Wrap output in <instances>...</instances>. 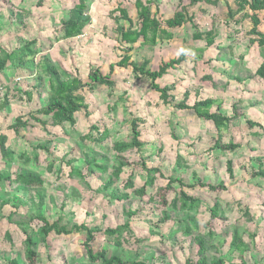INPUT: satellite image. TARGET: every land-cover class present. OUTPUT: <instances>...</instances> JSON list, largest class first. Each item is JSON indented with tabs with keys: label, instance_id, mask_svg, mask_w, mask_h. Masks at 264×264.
I'll list each match as a JSON object with an SVG mask.
<instances>
[{
	"label": "rangeland",
	"instance_id": "rangeland-1",
	"mask_svg": "<svg viewBox=\"0 0 264 264\" xmlns=\"http://www.w3.org/2000/svg\"><path fill=\"white\" fill-rule=\"evenodd\" d=\"M62 2L64 5L66 4L65 6H71L73 3L70 0H62ZM63 3L61 4L60 0H0V31L3 32L1 34H4L5 30L9 32L14 30L11 32L16 34L14 40L7 44L10 47H17L30 38L37 39L40 41L39 51L42 54L48 55L67 71L71 73L78 72V75L85 79L86 61H89V58L86 60L84 56L85 51L79 48L80 55L67 53V57L63 54L60 55L57 48L54 47V44H56L55 31L60 26V18L66 17V8L62 6ZM189 3L190 0H182L184 5ZM14 4H18L16 6L21 8L32 9L34 12V15H30L23 20L25 23L24 28L26 29L19 35H17L19 33L17 29L20 25L16 22L15 16H13V12L16 11ZM198 5L190 6V12L196 13L193 16L195 22L202 30H208L216 23L219 31L214 47L207 49L204 55L205 59H213L219 54H225L222 63H216V60L213 59L212 61L211 59L209 65L220 71L218 81L222 80L221 82H224L227 79L226 75L231 76L230 79L232 81L233 76L236 74L246 79L248 71L244 69L251 70L256 68L261 59L257 46L248 47L246 31L250 27V21L245 19L239 24L230 23L229 25H223L227 19L228 5L235 8V0H220L217 6L203 3V8H206L203 11L199 8L201 5ZM44 6L47 9H44ZM126 7L128 8L129 5L127 4ZM130 9L132 8L130 7ZM102 15L106 16L105 12ZM107 15H109V12ZM41 19L46 20L43 23L44 27H41V24L40 26L36 24V21ZM7 25L9 27H6ZM262 29H264V24ZM173 32L174 38L177 41H183L185 46H187L186 41L191 39L193 28L188 24L182 30L178 28L175 31L173 30ZM105 36L107 37V34ZM110 36L115 39L114 34L111 35L110 33ZM81 41L84 40L80 39V43ZM50 43H52V47H50ZM78 43L77 41L73 44L74 48ZM229 45L234 48L231 53L226 49ZM218 47L221 52H219ZM189 48L193 49L195 47L192 45ZM105 49L107 47H101L100 60L102 61L100 64L99 62H94V64L100 66L103 74L108 73L109 65L117 62L120 59V54H122L121 51H112L110 48L109 51H106ZM182 49L186 48H170L166 58L176 57ZM48 50L50 51L48 52ZM202 51V49H198L196 53L194 50L188 52L190 53L189 65H184V72L178 71L177 75L183 73L185 77L192 76L194 78L190 68L192 60L194 61L191 55L193 57L195 53L194 58L201 59L199 55H203ZM237 54H244V57L246 56L247 58L246 61H239L236 57ZM148 56L150 58L151 56L154 57L151 68L156 69L160 63V58L153 54V49L145 50L144 48L140 52L133 53V57L137 62H141V59L148 58ZM166 58L161 57V59L165 60ZM33 66V62H28L25 68L26 70L29 68L30 72L24 70L14 71L15 74L13 76L15 79H7V82L4 83L14 98L6 109L0 111V133H5L8 136L7 143L14 150V154L38 155V166H36L34 160H32L30 166L36 167L44 178L48 208L46 216L51 222L61 216L66 223H86L91 227L98 226L102 228L103 226L114 227L125 219L122 215V202L112 201V205H109V192L95 195L88 191L79 178L69 175L70 166L59 161L64 156L66 159L79 158L82 160L83 154H96L99 157L101 154H107L108 165H111L114 155L111 148L112 142L118 139H126L130 134L132 116H139L143 120L140 131L142 134L141 141L144 144L140 154L146 158L148 166H162L166 176L174 173V170H177L178 174L176 172L175 174L179 175L176 162L178 163L179 161L178 164L180 165L185 163H183V160L176 159L175 156L176 153H183V143L181 141L184 138L183 136L188 137V134H195V130L199 129V125L207 130L209 126L212 127L213 125L211 122L198 123L199 119L196 118L192 111H177L170 106L162 105L158 101V94L150 90V84L147 79L136 80L132 77L130 68L115 67L116 72L112 75V80L115 81L113 88L99 86L94 91L85 88L82 92L85 101L90 104L89 110L92 115L84 117L82 112L77 113L75 126L64 124L62 127H53L31 122L33 124L32 127L21 129L19 134H15L8 128L14 123L15 118L17 116H26L28 112L45 106L47 102L48 83L43 79L41 80V86L38 89L34 88V86L37 87L39 75L33 72ZM205 66H207L206 62ZM197 69L200 70V66H197ZM238 71L240 74H238ZM174 75H176V72L171 76L164 77L163 83L169 82L171 85L174 81ZM3 80L4 77L1 81ZM174 82L177 81L175 80ZM228 84H230L229 81ZM230 85L228 87L225 85L223 88L231 89ZM224 89L219 87L221 92L225 91ZM17 90H25V94L21 93L23 95L22 101ZM3 92H0V98L4 94ZM27 93L32 94V100L29 103H27ZM37 93L40 95L37 96ZM35 97L37 99L33 100ZM40 118L47 119L44 116H40ZM181 121L187 123L190 127H185L184 125L183 127H178L176 124L174 126L173 123H181ZM96 122L99 123L101 129L108 128L110 131V137L102 143L101 147L98 144L81 139L88 132L89 126ZM172 129L181 141V144L177 145V147H173L172 144L174 140L171 136ZM39 146L44 148L39 149ZM17 155L14 163L8 165L0 158L1 173H15L16 170L20 169L21 161L17 159ZM226 156L225 154H217L216 156L213 155L212 159L204 160L202 158L199 166L193 165L191 168H187V165H184L180 167L186 170V174L183 175L185 182L193 183L199 179L193 176V170L205 182L217 184L224 181L227 186V190L222 192L210 191L207 187L202 188L199 185L189 189V194L202 200L199 209L193 210L191 213L196 215L201 233L205 234L206 229H204L203 225L210 220V208L216 200L222 202L219 217L212 224L214 237L213 239L206 238V255L209 261L217 260L222 256L225 260L224 264H264V218L261 221L255 217L251 218L252 220L248 217H240L239 210L235 206L237 201L231 204L228 203V201L230 202L236 198V193L239 196H243L246 192L235 188L233 190V187H229L230 181L226 171L228 158ZM52 158L59 161H55L54 170L61 169V172H48L46 170V166L50 162L49 159ZM128 158L133 161L138 158V155L129 154ZM82 162L84 163L83 160L78 161L73 166L80 168L83 166ZM129 173L130 170L128 169L127 173L118 181L119 190L122 188ZM138 175L139 172H135L136 187L143 182L142 177ZM102 179L100 174L87 178L92 191L101 188ZM166 182V179L159 177L154 188L148 189L146 196L141 199L133 193L131 194V190L127 191L130 192L131 196L125 202V205L132 209L138 208L139 213L130 221L132 234H125L126 243L123 245V250H121L124 259L144 260L148 264H186L187 260L197 259L193 236H184L182 229L173 220L165 223L160 221L162 208L155 198L154 192L157 187L165 185ZM259 183L262 185L264 180L260 179ZM257 199L255 198V200ZM2 201H7V203L2 206ZM35 201V193L31 189L22 188L18 185L10 186L8 183L0 184V264H8L5 256L13 257L23 252L24 234L17 225L8 222L7 216L10 213L26 215L28 212H32L31 206ZM242 209L249 208L243 206ZM104 214H106V218H104ZM178 215L180 214L178 213ZM15 218L17 219V217ZM32 226L36 228L37 221L33 222ZM7 233L10 234L11 241L7 240ZM234 234L239 238H244L249 245L250 251H245L243 255L245 263H242L243 259L240 255V249L231 243ZM253 234L256 238L252 242L250 238ZM33 235L39 252L37 264H88L82 249L83 234L59 236L51 233L48 237L47 246L40 242L35 233ZM252 244L255 247L252 248ZM95 246L98 248L107 247L110 251H115L114 247L110 243L108 244L103 237L97 239Z\"/></svg>",
	"mask_w": 264,
	"mask_h": 264
},
{
	"label": "trees",
	"instance_id": "trees-1",
	"mask_svg": "<svg viewBox=\"0 0 264 264\" xmlns=\"http://www.w3.org/2000/svg\"><path fill=\"white\" fill-rule=\"evenodd\" d=\"M94 0H73V3L68 9L66 17L60 20V26L56 29L55 41H66L73 40L82 34L85 28L90 25L91 18L89 11ZM211 6H217L220 0H190L189 4H182L180 0L176 11L172 17L165 19L161 13H159V7L155 12L152 11L151 6L152 0L143 1L135 0L134 7L136 11L135 22L130 18L127 8L122 7V4H118L115 8L109 11V17L116 24V28L113 30L115 35L114 50L121 51L120 59L109 65V71L106 74L101 72V68L97 64H88L85 68V79H82L78 72L71 73L64 69L59 63L53 61L48 55H40V51L36 48L38 40L31 38L25 40L22 44L14 48H6L2 45L0 35V76L7 70L9 66L15 67V71L25 70L30 72L28 68L26 70L25 65L28 62L34 63L33 71H36L38 76L37 87L41 86V80H46L48 83L47 102L45 106L38 107L34 111L28 112L26 116H17L13 124L8 128L11 129L15 134H19L21 129L32 127L31 122L39 123L43 126L62 127L64 124L75 126L77 123L76 114L82 112L84 117L92 115L89 110L90 104L87 103L82 96V92L85 88L90 91L96 90L99 86H106L113 88L115 81L112 80L115 67L130 68L131 75L136 80L147 79L150 84V90L156 92L159 95L161 103L165 106H172L177 111H193L195 116L203 121L211 122L213 124L215 132H217L218 138L212 145L209 151L219 150L221 153L235 152L239 148V144L233 141L224 142L222 131L229 130L231 123L241 117H244V111L238 109L236 105L233 106V115L229 116L222 111V101L207 97H197L195 102L190 105L187 103L190 93L186 91L181 100L177 101L173 95L174 84L161 85V80L172 70L183 69L184 65H189L190 57L187 55V51L182 50L176 57H173L167 61H162L156 69L151 68L150 60L144 58L141 62H137L133 58V53L136 46L139 47L148 45L156 46L158 40L171 39L173 38V32L178 28H184L190 24L193 28L192 41H203L204 46L202 53L214 47L216 39L219 35L217 24L214 23L208 30H202L200 26L195 22L194 15L196 13L190 12V6H200L199 8L205 10L202 4ZM16 11L13 12L16 22L20 25L17 29L19 33L23 32L25 23L24 19L31 15V11L25 8L16 6ZM236 7L228 5L227 19L223 25H229L230 23L239 24L245 19L250 21V27L246 31L248 47L259 48V54L261 56L260 63L254 69H244L250 73L248 77H256L258 80L264 82V0H235ZM13 9V8H12ZM118 13V14H117ZM213 15V14H211ZM263 15V16H261ZM124 19L129 23L126 27L120 23V20ZM104 34V33H103ZM109 34V33H105ZM96 39L99 36L98 32L94 33ZM113 35V34H111ZM141 40V42H140ZM66 43L67 49L69 50L71 45ZM77 42V41H76ZM74 44V43H73ZM52 43H50V47ZM69 46V47H68ZM230 53L233 52L234 48L230 45L227 48ZM198 49L196 48V51ZM221 52V49H219ZM101 53V51H100ZM99 53V54H100ZM40 55V56H39ZM39 56V57H38ZM225 54H219L217 58L224 57ZM231 57V56H230ZM239 61L244 60V54H237ZM135 59V60H134ZM211 60V59H210ZM23 65V67H20ZM206 65H210V61L206 62ZM198 62L192 60V66L190 67L193 72V77L196 78L197 82L201 84L208 83L215 86L216 81L211 76L210 72L203 74L198 71ZM188 67V66H186ZM33 73V72H32ZM226 78L230 81L231 76ZM234 81L243 82L246 80L241 76H233ZM4 94L0 98V111L6 109L11 100L14 98L10 94L7 86L1 84ZM6 89V90H5ZM22 101L25 90H17ZM25 94V93H24ZM27 103L31 102V93H27ZM40 94L37 93V96ZM37 99L36 97L33 98ZM214 108V109H213ZM40 116H44L47 119H42ZM142 119L139 116H132L130 120V134L126 139H118L112 142L113 159L111 165H108L107 154H101L100 157L96 154H83L82 162L83 166L76 168L73 166L78 161H82L79 158H64L59 161L67 166H70L69 175L75 176L83 182V185L95 195H101L102 193L109 192L108 200L109 205H112V201L122 202V215L125 218L124 221L116 226H98L91 227L86 223L64 222V219L59 216L53 222H51L46 216L47 204H46V193L44 188V178L37 170L36 167L30 166L32 160H34L36 166L39 164V157L37 154H14V150L8 146V136L5 133H0V158L8 164H13L17 159H20L21 165H19L16 172H0V184L8 183L10 186L18 185L19 187L31 189L35 193V203L31 206V211L26 215H17L16 213H10L7 218L8 222L17 225L22 233L24 234L23 240V252L18 253L16 256L7 257L8 264H37L39 252L38 245L34 237V233L39 238L40 242L47 246L48 237L51 233L56 235L70 236L74 234H83L84 239L82 241V249L84 256L87 259L88 264H148L144 260H129L124 259L121 250L123 245L126 243L125 234H132L131 219L138 215L139 209H132L125 205V202L129 200L133 193L139 199L144 198L147 194L148 189L154 188L159 177L166 179V184L159 186L155 189V198L157 199L160 207L162 208L160 219L161 223L167 221H174L182 229L184 236H193L195 242V252L198 256L195 260H187L186 264H224L225 260L220 256L217 260L209 261L206 255L207 246L206 238L213 239L214 228H212L213 221L219 217V213L222 209L221 204L216 200L213 206L210 208V220L203 225L206 229V233H201L199 221L195 214L191 212L199 209L202 200L198 197H194L189 194L188 190L196 186L207 187L210 191L222 192L227 190V186L224 181L217 184L205 182L202 178H199L196 182L188 183L185 182L184 174H178L177 170L174 173L166 176L165 170L162 166H148V161L144 158L141 153L143 142L141 141L140 126L142 125ZM246 123L249 127H257L258 130H264L263 125L247 119ZM257 134V133H256ZM259 134V133H258ZM257 134V135H258ZM172 138L177 142V145L181 144L180 139L176 136L173 129L171 132ZM110 137V131L108 128L101 129L98 122L89 126L88 132L84 134L81 139L88 140L93 144H98L100 147L102 143ZM44 148L43 146H39ZM47 150V148H46ZM136 154L138 158L131 161L128 155ZM49 156L52 157L51 154ZM33 157V159H32ZM179 160H183L186 164L182 154H177ZM50 162L46 166L48 172H61V169H55L54 158L49 159ZM179 163V161H178ZM177 163V168L180 169L182 165ZM261 168L257 172L252 173V177H260L264 179V169ZM122 188L119 190L117 183L121 177L127 173ZM226 171L231 181L235 179L233 161L227 159ZM135 172H139L138 176H141L143 182L141 185L136 187L135 183ZM176 172V174H175ZM100 174L102 176L101 188L96 191H92L91 185L87 180L88 177ZM176 175V176H175ZM131 190L130 192H127ZM7 203L2 201V206ZM65 207L64 205H62ZM110 207V206H109ZM178 213L180 215H178ZM251 216V215H250ZM17 217V219L15 218ZM104 214V218H106ZM37 221V227L32 226L33 222ZM102 235V236H100ZM251 236V235H249ZM7 240L11 241L9 233L6 235ZM99 237H103L107 240V243L111 244L115 251H110L107 247H96L95 243ZM253 234L250 240H255ZM231 243L240 249V255L243 259L245 251H249V245L245 242L244 238L233 235ZM245 263L244 259L243 262ZM233 264V263H232Z\"/></svg>",
	"mask_w": 264,
	"mask_h": 264
},
{
	"label": "crops",
	"instance_id": "crops-1",
	"mask_svg": "<svg viewBox=\"0 0 264 264\" xmlns=\"http://www.w3.org/2000/svg\"><path fill=\"white\" fill-rule=\"evenodd\" d=\"M70 1L73 2V0H70ZM134 1L135 0H94L92 5H91L90 11H89L91 23H90V25H88L85 28V30L82 32V34L79 35V36H82V35L85 36L83 39H81L84 41H81V43H80V39H78L79 37H75L73 40H66V41H59V42L55 41L56 44H54V47L57 48V51L60 55L63 54V55H66L67 57H68V54L80 55V53H79V48H80V49L85 51L84 56H85L86 60H88V58H89V61H86L87 62L86 65L94 64V62H99V64H100V62L102 61V60H100V54H99L101 51V47H103V46H104V48L107 47V49H105L106 51H109V48L112 51H115L113 47H114V45H116L114 38L110 36V33L114 34L113 30L116 28V24L109 17V15H107V13L111 9L118 6V4H122V7H124V8H127L126 5L128 4L129 7L127 9L129 12V16L135 22L136 11H135V7H134ZM143 1H148V0H143ZM152 1H153V4L151 6L152 11L155 12L157 10V6H158L159 7V13L163 14V17L165 19L172 17V15L174 14V12L177 8L176 6L180 2V0H152ZM60 3L61 4L63 3L62 0H60ZM65 5L63 3L62 6L66 8L65 15H67L70 5L69 6H65ZM62 6H60V7L62 8ZM130 7L132 9H130ZM172 8H174L175 10ZM44 9H47L46 6H44ZM28 10H30L32 12L31 15H34V12L32 9H28ZM104 12H105L106 16L102 15V13H104ZM60 20H61V18H60ZM44 22H46V20L41 19V20H37L36 24H38L39 26L41 24L42 25L41 27H44V25H43ZM120 23L122 25H125L126 27L129 25V23L127 21H125L124 19L120 20ZM6 27H9V26L7 25ZM182 29L183 28H181V30ZM5 31L6 32H4V34H1L3 32L0 31L2 45L6 48L16 47V46L10 47L9 45H7L12 40H14V37L16 34L11 33L14 30H11V32H9L8 30H5ZM171 31L173 32V30H171ZM95 32H98V34H99V36H97L98 39H96V37L94 35ZM106 32H109V34H107V37L105 36ZM19 34L20 33H18L17 35H19ZM173 36H174V32H173ZM70 41H72L69 44V45H71V47L68 50L66 43L68 44ZM76 41H78L79 43L74 48L73 43H75ZM39 42L40 41H38V43L36 44L38 46L37 47L38 49L40 46ZM140 42H141V40H140ZM186 42H187L188 47L185 46L183 41H177L173 37L171 39L158 40L156 46L145 45V46L139 47V45H138V46H136V49L134 52H138V51L140 52L144 48H145V50L153 49V54H156L157 56H159L160 63H161L162 60H164V61L169 60L166 58V56L169 53V49L172 47H185L186 49H182V50H185L187 52L194 50L196 53V48L199 49V48H202L204 46V42L200 41V40L193 42L192 39H190ZM192 45L195 48L190 49L189 47H191ZM49 51L50 50H48V52ZM205 52H206V50L203 52V55H199L201 59H195L194 58L195 53H194L193 57L191 55V58L195 59V61L198 62L199 66L201 68L198 71H201L203 74L210 72L211 76L216 81L215 86H212L208 83L201 84L200 82L196 81L195 77L194 78H192V76L185 77L183 75V73H181L180 75H177L178 71L184 72L183 69L172 70L169 72V74L165 75L164 77L171 76L176 72V75H174V81L176 80L177 82L173 81L171 84H174V86H175L174 91H173V95L175 96L177 101L181 100L184 96V93L186 91H188L190 93V96H189L187 103L190 105H192L195 102L197 97H199V98L211 97V98H215V99L222 101V111L226 115H229V116L233 115V106L234 105H236L238 109H242L244 111V117H241V118L234 120L231 123L229 130L222 131V134L224 135V137H223L224 142L233 141L234 143L239 144L240 146L235 152L230 153L231 155H229L227 153H221L217 149L209 151L210 148L212 147V145L214 144V142L216 141V139L218 138L217 132H215L213 125H212V127L209 126L208 130L205 127L199 125V129L195 130V134H193V135L188 134V137L183 136L184 138L183 139L181 138L182 139L181 141L183 143V153H180V154L183 155V158L186 162V164H183L182 167L184 165H187V168H191L193 165L199 166L202 158L204 160L205 159H212L213 155H215V156L217 154L227 155L226 157L228 159H232V161H233V169H234V176H235V179L233 181H231L228 177V180L230 181L229 187H233V190L235 188V189L243 190L246 192L243 196H241V195L239 196V194L236 193V198L230 202L228 201V203L231 204V203H234L235 201H237L235 206L239 210V216L240 217L241 216H243V218L248 217L249 219L255 217V218H257V220H261L264 218V183L262 185H260L259 180L260 179L264 180V179L260 178V177H252V173L259 171L261 168V165H263L262 169H264V130H258L257 127H253V128L249 127L246 123V120L247 119L252 120L254 122H257V123L263 125V127H264V82L258 80V78H256V77H252V78L248 77L243 82L230 80L229 83L231 85L228 84L227 79H225L224 82H221L222 80L219 82L218 79L220 76V71L217 70L216 68H213V66H205V62H209V61L211 62L210 59H212V58L205 59V56H204ZM40 54L42 55V53H40ZM43 54H45V53H43ZM189 54L190 53H187V55L190 57ZM161 57L166 58V60L161 59ZM148 59L150 60V66H152L154 57L151 56V58H150V56H148ZM213 59L216 60V63H218V62L222 63L223 62L222 59H224V58L219 57V59H218L217 57H214ZM213 59H212V61H213ZM246 59L247 58L245 56L244 61H246ZM235 60H236V58H235ZM201 63H202V67H201ZM20 67L24 68L23 65H20ZM14 69H16V68L13 66H9L7 68V70L1 74L0 86H1V84L3 86H5L4 83L7 82V79L9 80L10 78L11 79L14 78V76H13V74H15ZM213 69H215V70L213 71ZM33 72H36V71H33ZM115 72H116V69L114 70V73ZM250 73L251 72L246 73L247 74L246 77L250 76ZM238 74H240L239 71H238ZM192 75H193V72H192ZM3 77H4V80L1 81V79H3ZM36 77H37V74H36ZM164 77H163V79H164ZM163 79L161 80L162 86L170 85L169 82L163 83L164 82ZM240 83H241V85H240ZM225 85L227 87L230 85L231 89H229L227 87H226V89H224L223 86H225ZM219 87L224 89L225 91L221 92L219 90ZM1 90H2V88L0 87V91ZM153 93H156V92H153ZM33 95H34V93H33ZM157 97H158L159 103H161V101L159 99V95ZM161 104L163 105V103H161ZM170 107H172V106H170ZM188 111H190V110H188ZM177 120L179 121V119H177ZM199 122L202 123V122H206V121L199 119L198 123ZM173 124H174V126L176 124L178 127H180V126L183 127V125L185 127H190L189 125H187V123L182 122V121H181V123L176 122ZM256 133L257 134L259 133V134L257 135ZM172 144H173V147H177V142L175 140L172 141ZM175 157L177 159V153H176ZM191 163H192V165H191ZM176 164H177V162H176ZM178 170H179V173L186 174L185 169L180 168ZM194 172L195 171L192 170L193 176H195V175L199 176L198 174H196V172L195 173ZM244 178H245V180H244ZM255 198H258V199L255 200ZM218 202L220 204H222V202H220V201H218ZM243 206H246V208H249V209L244 210V209H242ZM254 207L257 209H255ZM251 247L252 248L255 247L254 244H252Z\"/></svg>",
	"mask_w": 264,
	"mask_h": 264
},
{
	"label": "built area",
	"instance_id": "built-area-1",
	"mask_svg": "<svg viewBox=\"0 0 264 264\" xmlns=\"http://www.w3.org/2000/svg\"><path fill=\"white\" fill-rule=\"evenodd\" d=\"M78 37H79L78 39H83L85 36L82 35V36H78Z\"/></svg>",
	"mask_w": 264,
	"mask_h": 264
}]
</instances>
